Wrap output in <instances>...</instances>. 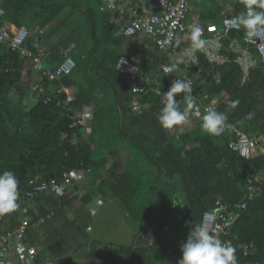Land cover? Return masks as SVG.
<instances>
[{
  "label": "trees",
  "instance_id": "obj_1",
  "mask_svg": "<svg viewBox=\"0 0 264 264\" xmlns=\"http://www.w3.org/2000/svg\"><path fill=\"white\" fill-rule=\"evenodd\" d=\"M99 6L100 0H0V27L7 26L10 35L20 28L29 32L24 49H30L35 41L41 44L56 40L48 51L44 49L45 56L38 65L0 44V172L13 171L19 181V208L2 215L0 228L10 233L17 230L19 211L27 207L28 227L23 242L40 248V260L50 253L53 264H77L58 248V242L63 243L66 237L76 242L87 235L78 220L86 216L96 198L115 200L137 228L136 237L156 211L173 208L177 228L190 230L200 226L203 214L217 201L228 208L245 202L246 209L227 239L236 248L238 263H258L264 259V153L245 161L228 148L230 132L210 137L202 133L200 117H192L197 110L203 114V107L214 98L218 99L214 109L218 112H224L229 101L238 99V107L228 113L227 124L248 137L260 141L264 138L263 66L252 70L248 81L241 84L236 55L228 50L232 39L243 43V31H232L223 41L220 54L227 56L226 65L218 66L199 54L197 66H191L192 71H200V78L194 79L196 108L190 110L191 130L179 134L176 140L161 129L156 119L163 106L160 93H166L173 83L157 71L158 58L151 52L155 64L144 61L135 65L146 76L156 74L157 78L143 84L148 93L132 94L124 74L116 70L124 55V39L115 36L111 15L101 12ZM243 10L240 2L235 3L232 11L217 18V22L221 24ZM63 12L67 13L60 18ZM70 47L75 68L69 76L49 83L46 71L56 70L63 62L62 51ZM202 80H206L204 86L200 85ZM35 82L37 87L33 89L31 84ZM59 88L61 94L57 93ZM183 95L176 96L182 109ZM134 99L148 108L141 114L133 113ZM84 108L93 111L88 126L74 119ZM122 147L129 157L126 165L120 162ZM247 170L261 175L250 201L245 199L246 183L239 175ZM71 173L88 176L83 185L85 193L78 200L81 217L78 211L71 220L66 216V195L58 198L47 193L27 203L30 180H54L62 185L63 174ZM174 179L179 183V194L161 185ZM68 188L81 190L72 181L64 191ZM97 245L95 241L86 243L94 264H156L155 259L158 264H177L181 257L178 254L172 262H164L168 251L140 242L116 246L102 256Z\"/></svg>",
  "mask_w": 264,
  "mask_h": 264
},
{
  "label": "built area",
  "instance_id": "obj_2",
  "mask_svg": "<svg viewBox=\"0 0 264 264\" xmlns=\"http://www.w3.org/2000/svg\"><path fill=\"white\" fill-rule=\"evenodd\" d=\"M124 1L131 6V0ZM119 2L120 0H100L99 10L105 13H115L119 8ZM130 10L131 18L122 26L119 34L124 37L145 38L166 55H170V51L175 46L190 43L185 37L190 32L192 26H199L203 30L202 38L208 40L209 43L205 49L197 52H204L209 60L221 63L223 57L219 53L220 47H216V42L219 41L220 43V40L227 38L232 31H238L233 25L228 23V21L233 19L232 17L225 18L219 26L210 23H200L196 20H188L187 17L190 12L188 0H153L150 4L149 11L144 14H139L133 7H130ZM28 37L29 32L25 28H20L14 35H10L7 26L0 27V44H6L12 51H18L20 55L31 64L38 65L45 56V50L38 41H35L30 49H24L23 45ZM254 39L255 43L246 42L244 38L243 42L255 49L257 64L262 65L264 69V34ZM177 41H179V44H177ZM212 45L214 47L213 53L209 50ZM233 48L234 44H231L230 50L233 51ZM71 50L72 48L70 47L62 51L63 62L56 70L46 71V79L49 83L55 82L58 78L67 77L72 73L75 68V62L69 55ZM238 62L244 66L245 73H247L249 68H253L256 65L255 60L252 59L249 54L239 59ZM116 70L121 74H133L140 79H145V73L139 70L131 60L125 57L119 59ZM173 74L174 73L169 75ZM190 81L193 93L194 83L192 80ZM151 82L154 83L155 81L153 80ZM35 87H37V84H35ZM61 92H63V90L59 88L57 93L61 94ZM131 92L133 95H143L146 93L143 88L138 87H131ZM131 109L133 113L141 114L145 106L134 101ZM92 112V109L84 108L80 113L76 114L74 119L78 120L81 125L88 126L92 120ZM229 132L231 134V139L228 141V148L241 159L249 161L262 153L261 148L263 146L260 144L259 138L248 137L239 130L232 128L230 125L225 127L222 134H227ZM73 175V173L63 174L62 185L54 180H50L49 182L40 181L37 178L30 180L26 192L27 203L47 193L58 198L63 197L65 195L64 189L69 186ZM239 175L246 183L245 199L250 201L254 198L258 190L261 175L257 171L249 170L239 172ZM18 202L19 197L17 203ZM245 209V202L234 204L231 208H228L217 201L214 208L203 214L200 226L207 229L210 234L217 236L223 243L231 245V242L227 238L231 237V228ZM19 213L21 215V220L19 221V228L17 230L10 233L0 228V264H53L50 260H40L36 248L23 242L28 227V222L25 218L28 213V208L22 207ZM48 217L49 216H47V218ZM2 222L3 216L0 215V227ZM40 222L43 223L44 220L41 219ZM191 230L192 229L188 231L186 239L190 235ZM244 250L246 254L248 248L245 247Z\"/></svg>",
  "mask_w": 264,
  "mask_h": 264
},
{
  "label": "crops",
  "instance_id": "obj_3",
  "mask_svg": "<svg viewBox=\"0 0 264 264\" xmlns=\"http://www.w3.org/2000/svg\"><path fill=\"white\" fill-rule=\"evenodd\" d=\"M153 0H131V6H129L124 0H120L119 2V8L115 13H109L111 15L110 21L113 24V27L116 30L115 36L123 37V45L121 47V53H124L123 57L127 58L128 56L131 57L129 60H131L134 64H140L144 61H148L149 63H153L156 61V64H159L158 72L162 71V65H167L172 62H175L177 59H182L184 62L179 65L180 71L174 72L173 75H167V77L164 79L165 81L168 80L169 83H173L176 79H190L194 83V79L200 78V71H192L191 66H197L198 63V55H203L205 60H209L208 56H205L204 52H196L195 57H196V62H193L192 56L188 51L190 43L187 44H179L175 46L171 51L170 55H166L165 53L161 52L158 50V52L154 49V45L151 44V42L145 38L139 39V38H134V37H124L120 36V31L122 26L129 21L131 18V10L130 7L135 8L139 14H144L147 13L150 9V4ZM240 2V0H188V7H189V15L187 17L188 20H196L199 21L200 23L204 24H214L219 26L220 22L219 17L224 16L227 12H231L233 9V6L235 3ZM100 7V6H99ZM2 15V11L0 10ZM67 12H63L60 18L65 16ZM226 39H222L220 42V49L223 48L224 44L223 41ZM56 40L52 42H41L42 47L48 51L49 47L53 43H55ZM231 44H234L233 51L230 50ZM180 47V48H177ZM182 47V48H181ZM74 49V46H72ZM177 48V49H176ZM209 50L212 52L214 51L213 45L209 48ZM228 50L230 53H233L236 55L235 63L240 67V70L242 72V77H241V84H243L245 81H248L250 72L260 65L257 64V55L256 51L254 48L246 45L244 42L239 43L235 39L230 40L228 44ZM153 52L155 54V57L158 58L155 61H153L150 57V53ZM48 53V52H47ZM213 53V52H212ZM220 53V51H219ZM73 54H75L73 52ZM255 60L256 65L253 68H249L247 73L244 71V66L238 62L239 59L244 58L246 55H248ZM222 61L217 62L213 61L218 64V66H223L228 63V58L227 56H222ZM127 58V59H128ZM165 60V63H161L162 60ZM211 61V60H210ZM209 63V62H208ZM137 67V65H135ZM138 68V67H137ZM190 68V69H189ZM139 69V68H138ZM140 70V69H139ZM192 71V72H191ZM262 71V70H261ZM164 74V73H163ZM153 75V74H152ZM165 75V74H164ZM124 81L127 83L129 87H138V88H143L144 89V83L148 82L146 80L148 79H154V77L157 78V75L155 76H146L145 79H140L136 75L133 74H124ZM218 78V75L216 76ZM156 80V79H155ZM149 83V82H148ZM155 84V82L153 83ZM206 84V80H202L201 86H204ZM194 87V85H193ZM145 90V89H144ZM146 93H148V90H145ZM153 91V90H152ZM193 93L192 95L194 94ZM155 92V91H154ZM145 93V94H146ZM137 97V96H135ZM206 98V97H204ZM137 101V99H134L133 102ZM132 102V103H133ZM218 102L217 98H214L208 104H206L203 109L205 110L206 108H213L215 109L216 104ZM145 108H148V106L144 105ZM195 113L192 115V117H195ZM197 116V115H196ZM193 120H188L186 121L183 125H178L175 126L174 128L167 130L170 133L171 137H176V140L178 139L179 134L181 133H186L191 130V125H192ZM260 144L263 146L261 149L262 154L264 153V138L261 139ZM129 157H126V161L128 162ZM121 162V161H120ZM127 164V163H126ZM124 164V165H126ZM146 166V165H145ZM147 168V167H144ZM79 174V175H77ZM76 175V177H75ZM74 180L72 182L75 183V185H80L81 190L78 192H73L71 188H68L67 191L65 192L68 200H69V205L65 209V214L67 216V212H71L69 209L71 207V203L75 201L76 203H79L78 200L82 197V195L85 193V183L88 181V176L85 174L81 173H75L73 175ZM77 179V180H76ZM167 190L176 192L177 194L181 193L179 183L176 179L174 180H169L167 182L161 183ZM93 186V183L91 182V187ZM90 187V188H91ZM102 200H104L106 203H114L115 200L111 199H99L96 198L93 200V204L91 208L88 209L86 212V216L81 217L83 211L81 212V205L79 203V209H78V215L81 217L79 223L81 224L80 226L87 232V235L82 237V238H77L76 242L72 239H68L67 237L65 238L66 241H63L61 243L60 241L58 242V248L65 253V256H70L73 260H79L75 262L77 264H94L95 259L91 258L87 252L86 249V243L88 242H98L97 245V252L100 253L102 256H105L109 251L116 249V246H130V245H135L140 243H143V245H147L149 248L153 247L156 250H163V251H168L167 257L165 258V261L172 262L175 260L176 256L178 254H181V248L177 247L175 244V235L177 232V223H176V212L174 211L173 208H167L165 211L160 210L159 212L156 211V213L153 214L152 221H149L147 225L145 226L144 230L136 237V232L137 228L134 226V224L131 222V225L129 223V230L132 233L131 238L127 239H121L123 236V233L125 231V227L122 226V223H119V227L117 229H112L106 232V234H99L98 228H95L94 222L95 219L98 217L100 212L104 209V206L102 204ZM116 203V202H115ZM117 204V203H116ZM119 206V205H118ZM120 207V206H119ZM122 209V208H121ZM77 212V211H76ZM75 212V213H76ZM73 212V215L75 214ZM124 214V213H123ZM127 216V215H126ZM76 217V216H74ZM79 217V218H80ZM72 218H69L71 220ZM85 219V220H83ZM83 223V224H82ZM127 224V222H126ZM122 226V228H121ZM90 228L96 229L95 232H90ZM180 229V228H179ZM189 230H187L188 233ZM102 235V236H101ZM39 236H42V234L39 233ZM66 236V234H65ZM28 245V244H27ZM31 246V245H30ZM34 247V246H33ZM246 247V246H245ZM36 250L38 251V257H39V249L37 246L35 247ZM101 248L104 250L101 252ZM245 249V248H244ZM83 250L80 254H76L77 251ZM245 251V250H244ZM46 257V258H45ZM82 257V258H81ZM160 257V256H159ZM44 260H51L52 257H50V253H45L44 256H42ZM83 263H82V261ZM52 262V261H51ZM159 260L155 259V263L158 264ZM53 263V262H52ZM257 264V263H256Z\"/></svg>",
  "mask_w": 264,
  "mask_h": 264
},
{
  "label": "clouds",
  "instance_id": "obj_4",
  "mask_svg": "<svg viewBox=\"0 0 264 264\" xmlns=\"http://www.w3.org/2000/svg\"><path fill=\"white\" fill-rule=\"evenodd\" d=\"M240 4L244 10L228 23L236 30L243 31L246 42L255 43L254 38L264 34V0H240ZM202 33L203 30L199 26H192L185 37L190 42L188 51L194 63L196 62L195 53L205 49L209 43L208 40L202 38ZM216 47H221L219 41L216 42ZM183 62L182 59H177L175 62L162 65L164 76L180 71L179 65ZM178 94H184L182 96L185 105L183 109L181 100H176ZM160 95L163 106L157 113L156 119L163 130L183 125L191 115L190 110L196 108V98L192 95V85L188 79H176L170 89ZM239 103L238 99L229 101L224 112H218L211 107L206 108L203 114L197 110L196 115L200 117L202 133L210 137L222 134L228 126V113L235 110ZM251 116L252 114L249 113L248 118L250 119ZM18 184V178L13 171L0 172V215L10 214L19 208ZM177 264H238V259L234 246L223 243L203 226H195L192 227L190 235L181 245V257Z\"/></svg>",
  "mask_w": 264,
  "mask_h": 264
},
{
  "label": "rangeland",
  "instance_id": "obj_5",
  "mask_svg": "<svg viewBox=\"0 0 264 264\" xmlns=\"http://www.w3.org/2000/svg\"><path fill=\"white\" fill-rule=\"evenodd\" d=\"M35 84H36V82L31 84V87L33 89L35 88ZM126 150L127 149H125V147H122L120 149V161L122 162V164H126L127 163L126 157L128 156V154H127ZM77 175H79V174H77ZM75 177H76V175H75ZM72 180H74V177L71 178V181ZM102 201H103L102 204L104 206V209L100 212V214L98 215V217L95 219V222H94L95 228H98V230L101 231V232H99V234L101 233L103 235V234H106V232H108L109 230L117 229L119 227V223L121 222L122 226L125 227V225H126L125 231H124L123 236H122L121 239H123V238L124 239L131 238L132 233L129 230V226H128L129 223L131 225V222L129 221V219L126 216V214H123L122 209L115 202L114 203H106L104 200H102ZM70 205H71V207L69 209L71 210V212L70 211L67 212V216L69 218H73V212L75 213L76 211H78L79 203H76L75 201H73V203H71ZM126 222H127V224H126ZM122 226H121V228H122ZM95 228L94 229L90 228V232H91V230H93L92 232H95L96 231ZM176 230H177V232H176V235H175V244H176L177 247L181 248V245L186 240L187 230L186 229H182V228H180V229L177 228ZM100 250L102 252L104 249L101 248ZM81 252H83V250L77 251L76 254L78 253V254L81 255ZM77 262L80 263L79 260ZM82 263H83V261H82Z\"/></svg>",
  "mask_w": 264,
  "mask_h": 264
},
{
  "label": "water",
  "instance_id": "obj_6",
  "mask_svg": "<svg viewBox=\"0 0 264 264\" xmlns=\"http://www.w3.org/2000/svg\"><path fill=\"white\" fill-rule=\"evenodd\" d=\"M261 70L264 72V69L261 68ZM257 264H264V259H262L261 261H259Z\"/></svg>",
  "mask_w": 264,
  "mask_h": 264
}]
</instances>
